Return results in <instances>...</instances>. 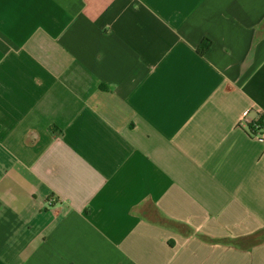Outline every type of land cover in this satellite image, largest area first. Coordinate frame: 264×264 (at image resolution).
<instances>
[{
    "label": "crops",
    "instance_id": "obj_1",
    "mask_svg": "<svg viewBox=\"0 0 264 264\" xmlns=\"http://www.w3.org/2000/svg\"><path fill=\"white\" fill-rule=\"evenodd\" d=\"M245 118L264 0H0V264H264Z\"/></svg>",
    "mask_w": 264,
    "mask_h": 264
},
{
    "label": "trees",
    "instance_id": "obj_2",
    "mask_svg": "<svg viewBox=\"0 0 264 264\" xmlns=\"http://www.w3.org/2000/svg\"><path fill=\"white\" fill-rule=\"evenodd\" d=\"M213 43L209 39H205L202 41V43L199 45L197 51L201 56H205L207 53H209L212 49ZM260 127H264V118L260 120V123H258Z\"/></svg>",
    "mask_w": 264,
    "mask_h": 264
},
{
    "label": "built area",
    "instance_id": "obj_3",
    "mask_svg": "<svg viewBox=\"0 0 264 264\" xmlns=\"http://www.w3.org/2000/svg\"><path fill=\"white\" fill-rule=\"evenodd\" d=\"M245 125L246 128L248 127V131H249V128L251 127L249 133L254 136V137H263L264 136V129L263 127H260L259 125L257 124H250L249 120L248 119H244L242 121V125ZM50 205H52V203H50Z\"/></svg>",
    "mask_w": 264,
    "mask_h": 264
}]
</instances>
